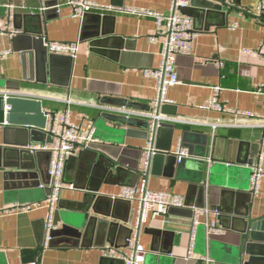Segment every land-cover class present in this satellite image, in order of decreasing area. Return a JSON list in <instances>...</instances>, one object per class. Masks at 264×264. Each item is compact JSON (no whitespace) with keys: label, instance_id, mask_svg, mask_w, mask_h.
I'll list each match as a JSON object with an SVG mask.
<instances>
[{"label":"crops","instance_id":"0c3cea01","mask_svg":"<svg viewBox=\"0 0 264 264\" xmlns=\"http://www.w3.org/2000/svg\"><path fill=\"white\" fill-rule=\"evenodd\" d=\"M10 1L0 0V24L7 18L5 5ZM14 1L25 5L16 9L13 20L14 27L22 33L16 36L0 33V51H11L0 57V83L10 82L15 86L18 82L21 88L4 87L0 92L33 93L42 100L44 111L69 110L72 121L84 128H96L102 109L113 112L111 109L120 108L147 115L159 112L176 119L160 123L153 132L152 143L157 153L151 157L148 169L144 162L152 133V117L130 116L148 119L147 130L124 125L116 127L120 128L117 133L98 129L99 141L89 148L104 152L107 160L131 171L138 170L136 184L145 180L151 190L178 194L194 206L204 205L202 209L206 213L198 216L200 222L192 249L194 212L192 216L186 215L187 211L185 215L168 212L149 217L139 233L147 250L145 264H206L202 258L208 256L213 260L208 264L229 262L243 240V216L234 212L243 210L254 219L264 218V177L259 193L251 197L247 194L252 193L250 178L260 153H263L264 163V127L254 126L264 118V12L259 13L260 0H231L233 5L224 4L223 10L205 8L201 0L190 1L185 14L193 19L199 35L193 42L191 54L176 58L180 83L167 92L174 103L162 105L158 110L154 105L157 79L144 72L160 66L162 43L166 39L157 34L154 16L98 11L79 19L73 17L70 6L63 3L58 11H50L41 20L34 15L40 13L42 0ZM93 1L159 12H167L171 5V0ZM98 15H107L102 24L106 32L104 38L110 37V40L96 47L90 44L88 36ZM43 36L61 42L79 41V54L74 59L67 54L45 51L43 41L38 40ZM152 36L156 38L152 40ZM23 51L32 53L22 58ZM217 86L221 88L217 94L221 102L232 109L252 111L259 118L241 120L246 125L235 126L232 125L235 116L231 113L203 109L215 96ZM104 97L124 98L140 106L103 103ZM218 122L220 126L212 127L211 123ZM17 130L8 133L6 138L4 126L0 125V145L5 141L14 144L28 140L31 147L45 146L52 140L46 130L32 127ZM178 146L189 151V156L181 163L174 157ZM77 151L74 156H79L82 150ZM33 152L36 168L45 169L49 159L47 151ZM95 162H90L86 156L83 161L69 165L68 181H64V185L74 188L67 186L63 190L56 208L72 209L84 201L86 192L76 188V181L96 184L100 180L101 193L115 195L125 186L122 181L130 178L112 175L105 182L107 176H101L104 167ZM10 171L15 169L0 166V264H121L101 254L102 242L110 243L97 236L99 224L81 244L67 245L62 238H56L52 246L45 248L41 234L47 207L16 212L6 209L16 203L44 204L49 187L41 185L47 183V176L40 172L32 178L9 177ZM136 208L135 203L127 201L117 205L105 202L96 216L134 228ZM212 223L224 232L208 233L207 224ZM124 240L121 234L117 243L121 245ZM262 244L257 264H264V242Z\"/></svg>","mask_w":264,"mask_h":264},{"label":"built area","instance_id":"2783aa9c","mask_svg":"<svg viewBox=\"0 0 264 264\" xmlns=\"http://www.w3.org/2000/svg\"><path fill=\"white\" fill-rule=\"evenodd\" d=\"M191 0H171V5L167 12H159L155 10H148L137 7H118L108 4H101L93 0H59L57 7L59 8L63 3L67 4L71 8L72 16L75 18L84 17L87 13L100 12L102 14L108 13H127V14H137L140 16H154L156 18L157 24V34H162L165 36V41L163 44V49L161 53V64L157 68H151L145 70V75L148 77H153L157 79V94L155 98V108L158 110L162 105L174 103L172 99L167 96L169 88L173 85L180 83V78H178L177 73V61L178 55H188L191 54L194 40L199 35V32L195 29L193 19L184 14L183 10L189 5ZM217 4H227L232 6L233 2L231 0H211ZM7 18L4 23L0 24V33H8L10 36H16L22 33L21 30L14 27V18L16 16L17 8H25V5H19L11 0L6 5ZM259 13L264 12V0H260L258 4ZM45 6L42 4L40 10H44ZM156 37L152 36L151 39L154 40ZM43 45L48 49L49 52L55 54H67L72 58H76L80 51L79 41H54L49 40L47 37L43 36ZM11 53L10 50L0 51V57H4ZM216 94L207 103L202 106L203 109L214 110L218 112L231 113L235 116V120L232 125L240 126L246 125L242 121L245 119H257L258 115L252 111L246 110H236L230 108L224 102H221L218 93L221 90L219 86L215 87ZM7 96H18L24 98H37L33 93L27 94L19 91H13L5 93ZM9 109V106H6ZM115 113L124 114L128 117L130 116H147L152 117L151 121V136L149 138L148 150L146 153V158L144 166L146 169L149 168V163L151 157L157 153V150L153 146V132L155 129L163 123L164 121L176 120L167 118L160 114L159 112L147 115L141 112H132L126 109H111ZM46 117L48 118V124L45 128L48 134H51V142L48 145L41 146L35 144L29 146L31 151H50V158L48 164V182L42 184L41 186H48L51 188L50 195L47 196L45 203L37 204H21L16 203L11 207L7 208V211H31L34 207L45 206L48 209V214L45 219L46 229L44 236V247L47 248L51 241V230L54 226V215L57 207V202L61 198L63 190L68 186L74 188L73 185H64L63 176L65 172V163L68 158L75 155L78 149L83 150L84 148H89L93 144L98 143V138L96 136V130L94 127L84 128L81 125L72 121L69 110L65 112H52L51 110L44 111ZM259 120L254 126L264 127V118ZM242 120V121H241ZM212 127L220 126L221 123H211ZM175 160L177 163H181L185 158L189 156V151L186 148L177 147L174 153ZM263 153H260L254 161L253 171L251 174L250 181L252 182V194L257 195L260 191L262 179L264 177V163ZM41 184V183H40ZM116 198H122L131 203H135L136 208V222L129 239V243L125 247H115L111 244L104 245L101 248V254L107 258L116 259L123 264H145L147 250L145 246L140 241V230L148 222L149 217L155 218V216L166 215L169 209L172 207L184 208L188 207L186 200L183 199L178 194H168L167 192L160 190H151L148 188L146 181L143 180L141 184L136 186H123L118 194L113 195ZM191 208L194 211V219L192 224V241L191 249L195 243V230L199 224V215L206 213L205 209L199 208L192 205ZM207 232L214 234L223 233V229L217 224H207ZM191 252V250H190ZM202 261L206 264L213 261L209 256L203 257ZM26 264H37V262H30Z\"/></svg>","mask_w":264,"mask_h":264},{"label":"water","instance_id":"95a60500","mask_svg":"<svg viewBox=\"0 0 264 264\" xmlns=\"http://www.w3.org/2000/svg\"><path fill=\"white\" fill-rule=\"evenodd\" d=\"M59 0H42V4H44L45 9L40 10V13H36V15L41 20L46 17V15L52 11H58L59 8L56 6ZM193 3V1H192ZM202 6L208 9H216L223 10L224 4L215 3L211 0H201ZM187 7L184 8L183 13H187ZM90 13H87V16ZM107 20V15H98L96 19V23L92 25L93 31L88 36L91 39L90 44L92 46H103L106 45L110 40V37L104 38L106 35L105 29H103L104 21ZM40 42L43 41L42 37L38 39ZM45 51H48L45 47ZM28 53L23 51L21 52V57L25 58ZM25 79V78H24ZM15 82H13L14 84ZM21 88V84L16 82L15 86L10 83H0V88ZM103 103H111L115 105H122L128 107H137L140 106L137 102H131L128 99L117 98L110 99L104 97L102 100ZM6 106H9V109H6ZM99 116L96 119V136L97 130H104L111 133H117L120 128H116L118 125L135 127L139 126L143 129H148L150 127V122L148 119H140L137 117H128L126 115L111 112L106 109L100 110ZM48 123V118L44 113L43 102L41 99L37 98H24L18 96H7L5 97V93L0 92V125L4 126V135L7 138L8 133H14L16 129L21 130L24 127H32L37 130H45ZM17 130V131H18ZM157 129H155L156 131ZM29 141L22 143H14L10 144L8 141H5L3 145H0V166H4L5 168L15 169V171H10L8 173L9 177H27L32 178L34 176L40 175V172L45 176H47V182L49 179L48 175V163L46 168L37 169L36 168V156L33 151L29 148ZM37 152V151H36ZM38 151L37 153H40ZM48 158H50V151L47 152ZM88 157L90 162L95 160L98 166L104 167L101 171V176L106 175L107 178L104 177L105 182H107L109 177L112 175H125L129 176V180L125 179L122 181L125 186H136L137 180L139 178L138 170H129L128 168L118 165L117 162L106 159V155L104 152H100L98 150L92 148H84L79 156H71L67 159L65 163V172L63 176V182L68 181L69 175V165H71L74 161H83L84 157ZM175 157V156H174ZM36 168V169H35ZM39 170V171H37ZM102 178V177H101ZM100 178V179H101ZM102 180V179H101ZM36 184L40 183V181H35ZM34 182V183H35ZM100 180L96 184H84L82 180L76 181L75 185L77 189H80L85 193L84 201L79 203L78 207L64 208L63 206L59 207L55 211L54 215V228L51 230L50 236V246L53 245L56 238H62L65 241V244L69 245L70 243L81 244L86 240L87 236H89L92 231L96 228L95 225L99 224L100 226L96 230L97 236L105 240V242H109L111 245L115 247H123L127 246L129 243V239L131 238V234L133 232V228H130L123 224L122 222H118L116 220H110L108 218L100 219L96 216L97 212L103 207V203L110 204H118L121 201H127L122 198L113 197V195H107L105 193H101V184ZM47 195H50L51 188L46 190ZM245 192V191H243ZM246 194V193H244ZM248 196L251 197L252 193H247ZM131 204L130 201H127ZM187 206L190 208L187 210L186 208L172 207L169 209V212H175L181 215H185L188 211V216L193 215V209L191 208V204L187 203ZM197 207H204V205H197ZM92 210V213H91ZM220 210V209H218ZM221 211V210H220ZM235 214L238 213L243 216L244 227L242 229L243 240L239 248L234 249V255L231 256L229 262L226 264H257L258 261V250L262 243L264 242V218L254 219L249 215L248 211H235ZM60 223H63L59 226ZM95 227V228H94ZM46 229V221L44 220L43 232L41 234L42 244L44 242ZM123 234L125 236L124 242L117 243L120 235ZM102 247H104L105 243L102 242ZM248 256V258H246ZM123 264V263H121Z\"/></svg>","mask_w":264,"mask_h":264}]
</instances>
